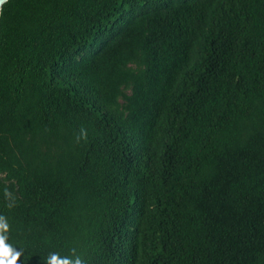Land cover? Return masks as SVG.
<instances>
[{"label": "trees", "instance_id": "obj_1", "mask_svg": "<svg viewBox=\"0 0 264 264\" xmlns=\"http://www.w3.org/2000/svg\"><path fill=\"white\" fill-rule=\"evenodd\" d=\"M0 215L20 264H264V0L4 3Z\"/></svg>", "mask_w": 264, "mask_h": 264}, {"label": "clouds", "instance_id": "obj_2", "mask_svg": "<svg viewBox=\"0 0 264 264\" xmlns=\"http://www.w3.org/2000/svg\"><path fill=\"white\" fill-rule=\"evenodd\" d=\"M81 138H87L84 129H81V134L77 140L79 141ZM6 195H10V193H6ZM8 232L7 218L0 215V264H20L23 251L8 242ZM71 252L72 255L70 256H61L56 252L50 253L44 264H85L84 259L76 253L75 249H72Z\"/></svg>", "mask_w": 264, "mask_h": 264}, {"label": "water", "instance_id": "obj_3", "mask_svg": "<svg viewBox=\"0 0 264 264\" xmlns=\"http://www.w3.org/2000/svg\"><path fill=\"white\" fill-rule=\"evenodd\" d=\"M8 0H0V11H1V8H2V5L4 4V3H6Z\"/></svg>", "mask_w": 264, "mask_h": 264}]
</instances>
